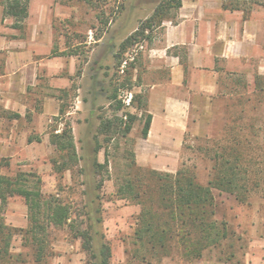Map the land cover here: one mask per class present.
I'll list each match as a JSON object with an SVG mask.
<instances>
[{"label": "rangeland", "instance_id": "374dc122", "mask_svg": "<svg viewBox=\"0 0 264 264\" xmlns=\"http://www.w3.org/2000/svg\"><path fill=\"white\" fill-rule=\"evenodd\" d=\"M63 1L64 9L55 10L52 18L53 47L40 59L34 84H29L25 92L29 104L25 118L38 127L37 115L43 111L44 101H51L50 108L57 107L55 113L46 115L39 127L48 141L51 132L69 128L79 159L68 160L49 141L46 155L25 160L22 171L36 175L44 195L59 197L69 207L71 220L62 228L47 229V244L40 260H36L23 232L15 233L7 263L91 264L93 259L72 230L75 222L82 221V227L94 233V248L101 241L108 244V264H264V74L256 73L252 79L245 74L226 77L228 84L211 105L191 106L181 148L151 156H156L162 166L153 168L141 163L137 155L148 113L144 56L162 39L167 22L176 21L177 10L171 8L168 16L157 22L151 15L164 0ZM219 1L222 5L223 0ZM242 1L243 8L250 5ZM252 9L264 11V0L253 4L249 13ZM248 15L243 13L244 18ZM147 21L151 26L143 29ZM132 34L135 38L127 40ZM113 94L115 99L110 98ZM126 112L136 116L127 135L117 131L116 125L106 134L100 132L102 121L116 123L114 118ZM33 131L29 139H40V132ZM94 136L103 146L97 160L103 163L105 153L108 159L107 167L95 175L91 167ZM132 158L138 166L159 171L173 173L182 166L201 184L218 170L232 167L240 186L237 194L212 189L214 218L225 222L226 237L194 259H187L183 247L173 241L166 250L140 245L134 232L141 206L116 194L117 185L133 175ZM64 162L69 169L64 168ZM1 163H8V158ZM19 171L14 169L13 174L6 175ZM99 177L103 182L94 189ZM85 190L99 195L92 205H88ZM0 214L13 227L28 225L27 207L19 195L0 202Z\"/></svg>", "mask_w": 264, "mask_h": 264}, {"label": "crops", "instance_id": "0c3cea01", "mask_svg": "<svg viewBox=\"0 0 264 264\" xmlns=\"http://www.w3.org/2000/svg\"><path fill=\"white\" fill-rule=\"evenodd\" d=\"M9 1L0 0V174L22 171L25 160L46 155L48 135L39 124L57 107L45 100L34 127L25 118V92L53 47L55 10L65 7L63 0H19L16 9L27 11L20 20L5 13ZM144 58L151 121L137 155L141 163L161 169L151 156L181 148L191 106L211 105L228 84L226 77L264 74V11L252 9L244 18L219 0H182L176 21L167 22L162 39ZM33 129L40 139L29 141ZM3 158L8 163L2 165Z\"/></svg>", "mask_w": 264, "mask_h": 264}, {"label": "trees", "instance_id": "16d2710c", "mask_svg": "<svg viewBox=\"0 0 264 264\" xmlns=\"http://www.w3.org/2000/svg\"><path fill=\"white\" fill-rule=\"evenodd\" d=\"M182 0H164L157 6L151 18L161 22L168 16L171 8L177 10ZM248 3L243 8L239 0H223L222 7L229 10H242L247 16L253 4H260L262 0H243ZM19 0H11L7 3L5 13L19 15L22 20L27 11L25 6L16 9ZM151 22L147 21L143 29L149 28ZM135 34L130 35L127 40H133ZM130 80L129 77L126 78ZM137 95L133 96L136 98ZM111 99L116 98L113 94ZM144 103L146 101L144 99ZM121 108V101H117L116 109ZM136 116L131 113H124L122 117H115L101 122L100 132L105 134L111 130L113 125L118 128L123 136L131 129ZM151 121V114L147 113L141 129V137L145 138ZM123 124V128H121ZM30 140V139H29ZM95 144L91 149V167L93 174H100L104 167H107L108 159L104 154V162L97 160V153L103 148L97 136H94ZM110 140V137H105ZM49 141L60 153H65L68 160L77 161L73 136L69 128L60 132H51ZM133 156V154H132ZM133 175L125 178L117 185L116 194L120 198L129 199L131 202L141 206L138 215L135 239L144 246L148 244L152 248H163L173 241L183 247L187 259L199 258L202 250L219 243L227 235L226 224L214 218V196L212 189L237 194L239 185L236 182V171L232 167H224L218 170L217 174L206 184L199 183L195 175L187 168L179 167L175 172L159 171L153 168L138 166L132 158ZM2 164V163H1ZM69 169L70 167L65 166ZM36 175L31 172L19 171L13 176L0 174V202L4 203L9 196L19 195L24 199L27 207L28 225L26 228H16L5 223L0 214V264H8L7 257L10 256L9 248L11 239L17 232H23L26 239L34 250L36 260L43 256L44 247L47 244V229L62 228L69 225L71 211L69 207L55 195H44L38 186ZM103 178L99 177L93 186L100 188ZM89 196L88 205L95 203L99 198L98 193L92 194L84 191ZM94 197H93V196ZM98 207L94 208L97 212ZM87 215L88 212H85ZM95 220L100 221L99 218ZM74 236L81 239V246L91 259V264H108L110 248L108 244L101 241L97 248H94V233L89 227H82V221L75 222L72 227ZM168 244V245H167Z\"/></svg>", "mask_w": 264, "mask_h": 264}]
</instances>
